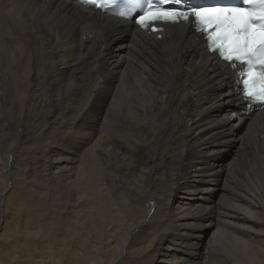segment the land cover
Masks as SVG:
<instances>
[{
  "label": "bare ground",
  "instance_id": "obj_1",
  "mask_svg": "<svg viewBox=\"0 0 264 264\" xmlns=\"http://www.w3.org/2000/svg\"><path fill=\"white\" fill-rule=\"evenodd\" d=\"M0 15L2 261L264 264V108L192 21L144 28L73 0ZM73 43L97 54L90 86L60 71Z\"/></svg>",
  "mask_w": 264,
  "mask_h": 264
},
{
  "label": "snow or ice",
  "instance_id": "obj_2",
  "mask_svg": "<svg viewBox=\"0 0 264 264\" xmlns=\"http://www.w3.org/2000/svg\"><path fill=\"white\" fill-rule=\"evenodd\" d=\"M142 3L143 0H128L126 8L114 14L126 18ZM174 3L179 4L180 0ZM243 4L247 7L189 6L181 9L148 3L136 23L147 28L148 22L192 21L194 31L206 38L209 53H218V58L230 67L242 66L238 83L243 85V98L264 105V0H243Z\"/></svg>",
  "mask_w": 264,
  "mask_h": 264
},
{
  "label": "rangeland",
  "instance_id": "obj_3",
  "mask_svg": "<svg viewBox=\"0 0 264 264\" xmlns=\"http://www.w3.org/2000/svg\"><path fill=\"white\" fill-rule=\"evenodd\" d=\"M1 16V15H0ZM27 40V39H26ZM73 45V46H72ZM70 47H67L66 49H65V51H62V50H60V57H59V59H60V61H61V64H62V66H61V69H60V71L63 73V71H64V73L62 74L63 76H64V74H68V73H70V72H74V74H75V81L77 82V83H81V84H84V85H86V86H90L91 85V83H92V78L94 77V75H95V73L96 72H99V70L101 71V68H100V64L99 65H97V66H89V63H88V61H86V58H87V56H92V57H94V55H97V54H95V52H93L92 50H89V51H87V50H84V49H82L79 45H77L76 43H73V44H71V45H69ZM69 49V50H68ZM23 51H25V42H24V48H23ZM73 51V52H72ZM91 51V52H90ZM66 55V56H65ZM81 56V58H80V65H81V67H82V70L81 71H79L75 66H74V64L72 63V59L71 58H74L75 56ZM85 55V56H84ZM82 60V61H81ZM65 61V62H64ZM65 64V65H64ZM68 64H70L71 66H69ZM95 67H97V68H95ZM72 68L73 69H76V70H72ZM93 70V71H92ZM86 74V75H85ZM94 74V75H93ZM90 76V77H89ZM80 77V78H79ZM88 77V78H87ZM81 80V81H80ZM79 81V82H78ZM89 81H90V83H89ZM109 82V81H108ZM102 83V85L103 86H106V88L110 85H112V83H111V81L109 82V83ZM110 88V87H109ZM105 90H109V89H105ZM76 103H79V104H77V107H76V114H79V113H82V115H80V116H76V118H87L88 119V117H91V118H93V119H95V116H96V113H94V112H91V111H89L88 109H86V106H85V108L83 107V108H81L82 106H83V104H84V101L83 100H81V99H77L76 100ZM96 104V102H94V105ZM78 105H80V107H78ZM78 108H80V109H78ZM83 109H84V111H83ZM82 111V112H81ZM0 264H7V263H5L4 261H2V259H1V252H0ZM16 264H17V262H16Z\"/></svg>",
  "mask_w": 264,
  "mask_h": 264
}]
</instances>
